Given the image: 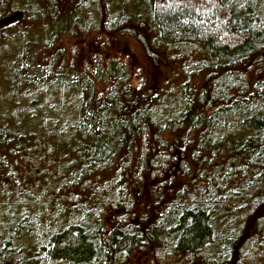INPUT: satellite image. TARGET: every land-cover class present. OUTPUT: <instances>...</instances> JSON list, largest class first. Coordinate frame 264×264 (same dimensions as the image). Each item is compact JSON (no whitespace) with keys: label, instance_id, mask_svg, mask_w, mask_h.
<instances>
[{"label":"trees","instance_id":"16d2710c","mask_svg":"<svg viewBox=\"0 0 264 264\" xmlns=\"http://www.w3.org/2000/svg\"><path fill=\"white\" fill-rule=\"evenodd\" d=\"M16 11L0 264H264V0H0V19ZM130 40L175 65L161 85Z\"/></svg>","mask_w":264,"mask_h":264},{"label":"rangeland","instance_id":"374dc122","mask_svg":"<svg viewBox=\"0 0 264 264\" xmlns=\"http://www.w3.org/2000/svg\"><path fill=\"white\" fill-rule=\"evenodd\" d=\"M88 39H81L79 37L65 38L61 45L62 47L86 49L94 39L92 36H88ZM77 49V50H78ZM122 53L126 56V59L130 62V67L134 71H141L150 81V85H161L165 80L169 78V74L175 67L173 63L167 59L164 53H156L154 56L149 57L145 53V48L134 40H130L124 43L122 47ZM120 264H184L182 259H163L155 255L153 250L138 251L132 254L124 263Z\"/></svg>","mask_w":264,"mask_h":264},{"label":"water","instance_id":"95a60500","mask_svg":"<svg viewBox=\"0 0 264 264\" xmlns=\"http://www.w3.org/2000/svg\"><path fill=\"white\" fill-rule=\"evenodd\" d=\"M25 13L23 11H16L15 13L3 17L0 19V27L15 23L24 17Z\"/></svg>","mask_w":264,"mask_h":264}]
</instances>
